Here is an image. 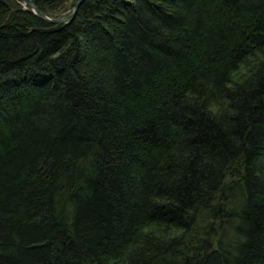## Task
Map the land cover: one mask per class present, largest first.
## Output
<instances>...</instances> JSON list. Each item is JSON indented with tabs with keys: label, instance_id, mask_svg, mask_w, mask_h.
Instances as JSON below:
<instances>
[{
	"label": "trees",
	"instance_id": "16d2710c",
	"mask_svg": "<svg viewBox=\"0 0 264 264\" xmlns=\"http://www.w3.org/2000/svg\"><path fill=\"white\" fill-rule=\"evenodd\" d=\"M52 25L0 0V264H264V0Z\"/></svg>",
	"mask_w": 264,
	"mask_h": 264
},
{
	"label": "water",
	"instance_id": "95a60500",
	"mask_svg": "<svg viewBox=\"0 0 264 264\" xmlns=\"http://www.w3.org/2000/svg\"><path fill=\"white\" fill-rule=\"evenodd\" d=\"M24 3L29 7L31 11L36 13L38 16H40L42 19L49 23H54V25L50 27H46V30H55L61 27V24L69 22L75 15L79 5L83 0H76L74 5L72 6L71 12L63 15H47L44 12H42L36 5L34 0H23Z\"/></svg>",
	"mask_w": 264,
	"mask_h": 264
},
{
	"label": "rangeland",
	"instance_id": "374dc122",
	"mask_svg": "<svg viewBox=\"0 0 264 264\" xmlns=\"http://www.w3.org/2000/svg\"><path fill=\"white\" fill-rule=\"evenodd\" d=\"M22 4H24L26 6V4L24 3L23 0H19ZM67 11L63 12L62 14H66ZM245 72L244 68H241L240 70H238L235 74L234 77H239V75H242Z\"/></svg>",
	"mask_w": 264,
	"mask_h": 264
},
{
	"label": "bare ground",
	"instance_id": "6f19581e",
	"mask_svg": "<svg viewBox=\"0 0 264 264\" xmlns=\"http://www.w3.org/2000/svg\"><path fill=\"white\" fill-rule=\"evenodd\" d=\"M26 7L29 9V7L26 5ZM72 9V8H71ZM30 10V9H29ZM71 12V11H70ZM67 13H69L68 11H67ZM66 13V14H67ZM57 15H63V14H57ZM53 25H54V23H53ZM63 24H61V26H62ZM59 29V28H58Z\"/></svg>",
	"mask_w": 264,
	"mask_h": 264
}]
</instances>
